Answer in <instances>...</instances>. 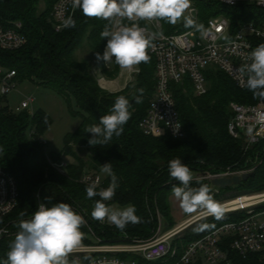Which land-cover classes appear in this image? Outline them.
Listing matches in <instances>:
<instances>
[{
    "label": "trees",
    "instance_id": "1",
    "mask_svg": "<svg viewBox=\"0 0 264 264\" xmlns=\"http://www.w3.org/2000/svg\"><path fill=\"white\" fill-rule=\"evenodd\" d=\"M40 1L0 0V20L6 24L20 22L22 33L27 38V44L19 50H0V66L15 71L17 82L37 81L66 101H74L79 109L76 116L82 122L78 131L65 137L64 148L60 153H48L47 144L43 141L53 124L50 115L44 111L34 115L28 111L15 113L5 105L6 97H0V165L15 178L20 194L18 207L10 216L0 220V228L9 227L18 232L21 212L26 213L23 219H29L40 202L48 206L64 202L86 221L81 228L83 243H90L87 236L91 231L104 239L111 237L108 240L124 235L132 239H149L155 233L158 214L169 222L166 231L174 227L170 221V198L173 196L172 187L181 185L170 177L168 162L175 158H180L192 173L219 174L228 169L247 170L252 176L241 187L248 193L264 192V146L245 153L243 143L228 132L232 118L231 103L247 105L264 101L254 99L247 88H238L225 73L208 69L205 72L208 92L204 96L196 97L188 81L172 86L186 133L185 139L175 140L169 135L147 136L141 130L140 123L148 112L156 86V62L149 50L150 62L139 64L140 72L135 75V80L120 92H108L99 85L92 72L93 60L110 80L116 79L120 72L114 60L111 69L103 61L96 60L95 53L103 55L106 48L108 38H102L100 33L107 21L88 18L78 9L73 16L76 27L56 32L52 12L59 0H44L42 12L38 9ZM191 2L197 7L203 25L217 16L227 17L233 27L239 23L264 21V10L251 6L228 7L212 0ZM161 22L165 33L188 29L184 25ZM84 46L90 48V55L93 56L90 59L81 60L77 56ZM141 88L144 90L142 102L137 104L135 98L141 96L138 91ZM120 95L129 100L132 112L124 132L118 137L114 135L108 144L90 146L88 140L92 134L84 129L98 124L101 116L109 114L116 97ZM75 146L88 151L89 161L79 156ZM65 157L73 160V164H68L66 173L61 174L52 168L51 163L60 162ZM109 162L118 177L119 187L112 200L105 203L121 207L133 205L142 221L135 225L129 224L124 230L92 218L95 201L100 198L88 199L85 192L88 185L81 182L85 170L89 168V171L100 174L101 166ZM110 182L109 176L103 184L104 188ZM201 183L208 184L212 189L207 181L192 180L191 186L199 187ZM212 196L221 202L220 196ZM237 218L240 217L226 215V219L225 216L220 220L210 218L205 223L214 224V228L187 234L176 241L180 252L191 242ZM14 239L11 237L0 241V264L7 259ZM231 240L226 239L224 247L229 252L232 264H264L263 254H250L245 258L231 250ZM131 259L137 264L174 263L172 260L148 263L135 256Z\"/></svg>",
    "mask_w": 264,
    "mask_h": 264
},
{
    "label": "built area",
    "instance_id": "2",
    "mask_svg": "<svg viewBox=\"0 0 264 264\" xmlns=\"http://www.w3.org/2000/svg\"><path fill=\"white\" fill-rule=\"evenodd\" d=\"M228 7L238 5L251 6L264 10V0H212ZM77 9L71 7L70 0H59L55 5L52 17L56 32L63 31V19L74 16ZM188 16L201 24L199 11L191 2ZM146 29L148 34H156L152 41L153 47L149 53L156 62L155 94L140 128L147 136L160 137L169 135L175 140L186 137L177 103L173 94L174 84L192 86L194 95L201 97L208 92V82L205 72L216 69L225 73L235 85L244 90L242 77L238 69L248 61V54L259 44L264 43V21L239 23L233 27L225 16L213 17L204 26L203 32L188 28L183 32L165 33L161 20L136 21ZM133 21L124 20L122 26H131ZM227 37V39H226ZM27 44V38L22 33V24L14 22L6 24L0 20V50L15 51ZM121 70V69H120ZM128 72L130 82L140 72L139 65ZM16 72L0 66V97H7L16 89ZM33 98H28L13 112L28 111L32 114ZM232 118L228 124L229 134L240 140L245 153L264 146V102L257 104L231 103ZM33 115V114H32ZM180 126L178 134H174V126ZM47 144V141H43ZM52 168L65 174L68 162H52ZM250 173L247 170L231 171L228 169L219 174L201 173V179L207 180L212 187V180L226 176H242ZM81 182L89 185L95 182L100 190L104 188L102 178L95 172L85 170ZM216 188V187H214ZM219 189V188H217ZM19 189L17 181L0 165V220L10 216L18 207ZM42 203V202H40ZM39 203V204H40ZM226 215H238L233 221L225 222L221 227L201 239L188 244L182 252L176 244L181 238V232L196 222L204 219L201 213L192 216L182 226L169 231L160 227L156 234L146 240L132 239L127 235L119 238L118 242L103 243L101 237L91 231L87 239L90 243L82 242L83 250L70 254L69 260H79L88 264L83 258L90 256L95 264H137L133 256L148 262L174 261L173 264H232L229 252L225 249L226 239L230 242L231 250L242 257L250 254L264 255V222L258 219L264 217V192L240 194L223 204ZM211 217V216H208ZM106 224V220L102 222ZM161 223V220H160ZM17 232L9 227L0 228V241L15 237Z\"/></svg>",
    "mask_w": 264,
    "mask_h": 264
},
{
    "label": "clouds",
    "instance_id": "3",
    "mask_svg": "<svg viewBox=\"0 0 264 264\" xmlns=\"http://www.w3.org/2000/svg\"><path fill=\"white\" fill-rule=\"evenodd\" d=\"M70 3L73 9H80L88 18L107 21L100 33L102 38H108L106 48L103 55L95 53L96 60L107 65L114 59L121 70L132 71L141 63H149L151 59L148 50L154 46L152 41L156 34H148L136 21L163 20L175 25L183 19L185 28L204 31L202 24L185 15L186 10L191 7V0H70ZM124 20L133 23L131 26H122ZM62 23L64 28L76 27V21L71 15L63 19ZM248 61L237 70L242 77L246 76V80L241 81L242 85L252 93L254 99L264 101V43L248 54ZM138 91L141 96L135 98L137 104L142 102L144 90L141 88ZM130 108V102L125 96L116 97L109 114L101 116L98 124L84 129L92 134L88 144L105 145L114 135L120 136L132 116ZM179 128L175 124L174 134H178ZM100 170L111 177V182L107 188L99 191L95 182L86 187L88 199L97 196L100 198L95 201L92 218L100 222L107 220L119 230H124L129 224L141 223L135 206L113 208L105 203L114 197L119 180L113 172L111 162L102 165ZM168 170L170 177L181 185H174L172 194L185 214L200 212L202 217L211 216L216 220L224 217L226 209L214 200L208 184L191 186L192 171L180 158L171 159ZM25 215V212L20 213L19 231L2 264H81L79 260L70 261L69 256L83 250L84 233L81 228L86 224L83 216L64 202L51 206L40 203L29 219H23ZM214 227V224L202 223L194 231L203 232ZM83 259L88 264H95L90 256L85 255Z\"/></svg>",
    "mask_w": 264,
    "mask_h": 264
},
{
    "label": "rangeland",
    "instance_id": "4",
    "mask_svg": "<svg viewBox=\"0 0 264 264\" xmlns=\"http://www.w3.org/2000/svg\"><path fill=\"white\" fill-rule=\"evenodd\" d=\"M44 7H45L44 6V0H41L39 7H38L39 12H42L44 10ZM188 12H189V10H186L185 15H188L187 14ZM176 25H178V26L184 25L183 19L178 21L176 23ZM90 52H91L90 48L87 46H84V49L79 51L77 53V56L81 60L86 59V58L90 59L91 57H93L92 55H90ZM92 63H93V71L92 72H93L94 76L98 79L99 85L102 87L103 83H101V82L104 79L108 80V78L103 74L102 70L97 65L96 61L93 60ZM112 63H113V61L111 63H109L107 65L105 64V65H106V67L111 69ZM134 80H135V78H133V81ZM109 81H110V79H109ZM108 92H110V91H108ZM28 98L34 99V102L32 104V109H31V112L33 115L39 111H44L45 113L50 115V117L52 118L53 124L44 136L45 140L47 141L46 150L48 151V153H52V152L60 153L64 148L65 137L68 134H72V133H75L76 131H78V129L81 125V122H82L81 118L79 116H76V113L79 112L77 105L75 104L74 101L70 103V102L66 101V99H64L63 97H60L59 95H57L55 92L39 85V83L37 81H30V80H23V81L17 82L16 89L14 91H12L5 98L4 103H5V105L9 106L11 111H13L17 107H20L21 104L24 101H26ZM74 149L76 150V152L79 154V156L81 158H83L85 161H89V158H90L89 153L85 148H78L75 146ZM64 160L67 161L68 164H73V160H71L69 157H65ZM90 172H92V171H90ZM200 174L201 173L193 172L192 173L193 180L207 181V180L201 179ZM99 175L101 176L103 183H105V181L109 177L107 174L102 173V172H100ZM247 193L248 192H246L241 186L232 187V188H229L227 190H221V191L217 188L212 187V194L215 196L221 197L220 204H222V205L237 195L247 194ZM170 202H171V209H172L170 221L172 220V223H174V227L172 229H175L179 226H182L192 216L200 213V212L199 213L197 212V213H194L191 215L185 214L183 212V210L180 208L179 202L176 200V198L174 196H172L170 198ZM110 207L123 208L119 205H111ZM210 218H212V217H206V218L196 222L195 224L189 226L185 230H183L181 232V238H184L185 235H187V234H193L194 232H196V231H194V228H196L199 224L205 223ZM160 220H161V223H160ZM258 220L260 222H264V217H261ZM106 224L112 225L107 220H106ZM168 224H169L168 220L163 219V217L158 214V223L156 225L155 234L160 227L163 229V231L168 230L167 229ZM108 238H111V237L107 236L105 239L102 238L103 243L118 242L120 237L117 239H112V240H110V239L108 240Z\"/></svg>",
    "mask_w": 264,
    "mask_h": 264
},
{
    "label": "water",
    "instance_id": "5",
    "mask_svg": "<svg viewBox=\"0 0 264 264\" xmlns=\"http://www.w3.org/2000/svg\"><path fill=\"white\" fill-rule=\"evenodd\" d=\"M251 176V173H246L242 176H226L213 179L211 183L214 187L219 188L220 190H227L232 187L241 186L243 183L247 182Z\"/></svg>",
    "mask_w": 264,
    "mask_h": 264
},
{
    "label": "crops",
    "instance_id": "6",
    "mask_svg": "<svg viewBox=\"0 0 264 264\" xmlns=\"http://www.w3.org/2000/svg\"><path fill=\"white\" fill-rule=\"evenodd\" d=\"M102 87L111 93H117L124 90L130 83V76L128 72L120 70L116 79L110 80L104 79ZM101 82V83H102Z\"/></svg>",
    "mask_w": 264,
    "mask_h": 264
},
{
    "label": "bare ground",
    "instance_id": "7",
    "mask_svg": "<svg viewBox=\"0 0 264 264\" xmlns=\"http://www.w3.org/2000/svg\"><path fill=\"white\" fill-rule=\"evenodd\" d=\"M103 83V82H102Z\"/></svg>",
    "mask_w": 264,
    "mask_h": 264
}]
</instances>
